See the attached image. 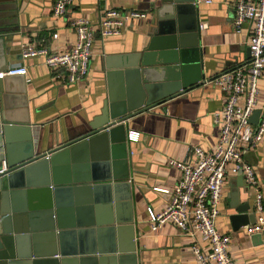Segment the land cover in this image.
<instances>
[{
	"label": "water",
	"instance_id": "obj_1",
	"mask_svg": "<svg viewBox=\"0 0 264 264\" xmlns=\"http://www.w3.org/2000/svg\"><path fill=\"white\" fill-rule=\"evenodd\" d=\"M152 8L157 25L147 48L107 59L100 114L75 135L67 131V142L61 129L55 145L54 131L45 138L40 124L17 120L9 102L20 100L26 111V90L15 96L0 81V264H139L128 123L217 78L206 79L197 0H159ZM18 33V0H0V70ZM233 199V229L254 225L252 206Z\"/></svg>",
	"mask_w": 264,
	"mask_h": 264
},
{
	"label": "crops",
	"instance_id": "obj_2",
	"mask_svg": "<svg viewBox=\"0 0 264 264\" xmlns=\"http://www.w3.org/2000/svg\"><path fill=\"white\" fill-rule=\"evenodd\" d=\"M56 0H18L20 33L14 40L7 67L23 65L27 68L25 83L19 76L0 80L13 95L20 87L26 90L27 108L18 107L20 100L13 99L17 120L27 118L32 124H40L41 133L47 138L54 131L55 145L59 129L67 142L84 122L100 114L109 92L107 59L127 54L142 53L153 37L157 25V13L153 7L159 0H76L64 17H55ZM197 0L201 33V51L206 79L218 77L249 63L246 49L254 24H246L237 32L233 26L237 0ZM110 9H137L148 13L146 20L128 23L120 36L97 39L92 49L87 77L76 84L66 83L64 72L49 69L44 60L22 58L25 47H47L53 53L70 52L76 44V32L71 26L76 18L91 21L94 28L102 12ZM24 80V79H23ZM19 88V89H18ZM258 107L264 104V78L260 82ZM226 104L225 94L213 84L202 85L178 96L159 107L143 113L128 123L130 133H139L137 142L129 138L131 195L134 207V226L138 245L139 264H201L194 251V240L171 222L163 224L158 232L151 231L148 209L163 211L169 197L155 191L156 188L174 190L181 172L170 165L171 160L184 159L189 147H200L207 152L216 149L220 126L215 114L222 112ZM0 133V144H1ZM54 145V146H55ZM48 149L47 142L42 152ZM244 161L250 164L259 180L264 195V137L254 149L243 151ZM5 163V149L0 148V165ZM227 167L224 192L219 205L217 229L231 236L229 254L234 264H264V236L249 234L247 227L235 231L231 222L234 209L231 204H249L255 210L256 191L247 187L242 175ZM91 215V212H90ZM96 215V211L94 213ZM200 241V240H198ZM202 243V242H201ZM206 248L205 244H201ZM205 251V250H204ZM109 264V263H108Z\"/></svg>",
	"mask_w": 264,
	"mask_h": 264
},
{
	"label": "built area",
	"instance_id": "obj_3",
	"mask_svg": "<svg viewBox=\"0 0 264 264\" xmlns=\"http://www.w3.org/2000/svg\"><path fill=\"white\" fill-rule=\"evenodd\" d=\"M75 2L56 0L54 16L64 17ZM147 18V12L137 9H110L100 14L97 29L90 20L76 18L71 26L77 40L70 52L53 53L44 46H28L23 49L22 58L43 59L49 69L64 72L66 83L73 85L87 77L92 49L97 39L120 36L128 23ZM250 22L254 28L249 40V63L211 82L226 96L222 112L214 115L215 122L221 128L216 149L207 152L200 147H189L184 159L171 160L170 165L180 170L181 177L172 191L155 189L169 197L166 208L160 213H155L152 208L147 211L152 232H158L163 224L171 222L192 238L195 254L201 264H234L229 254L231 236L220 233L216 225L227 167L231 163V171L242 175L247 187L256 191L257 222L248 226L247 231L249 234L264 236V195L255 170L243 158V151L256 148L264 137V104L258 107L260 82L264 78V0L236 1L234 29L240 32ZM203 28L201 25L200 29ZM27 71L23 65L12 66L0 73V80L11 76H26ZM257 110H261V115L258 124L253 125L250 119ZM139 136V133H130V140L137 142ZM201 244H205L206 248H202Z\"/></svg>",
	"mask_w": 264,
	"mask_h": 264
}]
</instances>
